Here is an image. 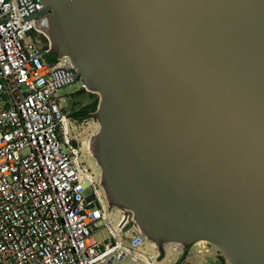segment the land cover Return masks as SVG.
I'll return each instance as SVG.
<instances>
[{
    "label": "water",
    "instance_id": "obj_1",
    "mask_svg": "<svg viewBox=\"0 0 264 264\" xmlns=\"http://www.w3.org/2000/svg\"><path fill=\"white\" fill-rule=\"evenodd\" d=\"M40 1L17 4L72 64L58 90L100 98L109 204L161 251L205 241L264 264V0Z\"/></svg>",
    "mask_w": 264,
    "mask_h": 264
},
{
    "label": "built area",
    "instance_id": "obj_2",
    "mask_svg": "<svg viewBox=\"0 0 264 264\" xmlns=\"http://www.w3.org/2000/svg\"><path fill=\"white\" fill-rule=\"evenodd\" d=\"M42 35L17 0H0V264H162L169 251L182 264L191 249L208 252L205 241L166 243L161 251L133 213L112 209L101 172L81 161L83 147L91 155L92 136L81 141L80 132L99 124L63 108L56 72L72 64L49 61Z\"/></svg>",
    "mask_w": 264,
    "mask_h": 264
},
{
    "label": "rangeland",
    "instance_id": "obj_3",
    "mask_svg": "<svg viewBox=\"0 0 264 264\" xmlns=\"http://www.w3.org/2000/svg\"><path fill=\"white\" fill-rule=\"evenodd\" d=\"M39 37H40V39H42L41 36H39ZM81 92H82L81 81L77 82L76 84H74L72 86L66 87L65 89L59 91L60 96L63 98L62 106H63V108L66 109V111L69 114L74 113L76 111V109L79 108V107L78 108H74L73 107V103L70 101L71 96H73V95H75L77 93H81ZM84 95H86V93ZM95 98L96 97H94L93 99L96 100ZM77 100H81V98H79ZM75 126H76V124H75ZM80 133H81V136H80L81 137V141L85 140L88 137V134H86L85 132L84 133L80 132ZM81 161H82V163L84 165H86L90 169H92L97 175L100 173L99 172L100 171L99 167L96 164V160L94 159V157L92 155H90L88 153V151H87V149L85 147H83L81 149ZM112 209L117 211V208H115V207H112ZM119 215L120 214H118V212H115V216L114 217L118 220L119 219ZM106 236H107V233L104 230H100L97 233V239L99 241H103V239H105ZM147 247H148L149 250H151L153 252H156V250L154 249V247L152 246L151 243H148ZM208 248H209V251L208 252H204L201 255L197 254L196 251L191 249L188 259L186 260V262H184L182 264H230V262L226 259L224 254L221 251H219L218 248H216L215 246H213L211 244H209ZM162 264H175V256L173 254H171V252L169 251L166 254V256L163 258Z\"/></svg>",
    "mask_w": 264,
    "mask_h": 264
},
{
    "label": "trees",
    "instance_id": "obj_4",
    "mask_svg": "<svg viewBox=\"0 0 264 264\" xmlns=\"http://www.w3.org/2000/svg\"><path fill=\"white\" fill-rule=\"evenodd\" d=\"M42 37V39H43V43H44V45H45V47H46V49H48V40H47V38L44 36V35H42L41 36ZM47 59L49 60V61H52V62H54V61H57L58 60V58L55 56V55H53V54H51V55H49V56H47ZM85 93H87L86 91H84V90H82V92L81 93H77V94H75V96H77L78 98H81ZM95 101L91 104V105H89V106H85V107H81V105H76V107H81V109H78V110H76L75 112H77L76 114V116H72L71 115V117H73V118H77V117H79L80 118V116L81 117H89V115H91L92 113H94V112H96V110H97V108H98V106H99V102H100V100H99V97L97 96V95H95ZM85 112V113H84Z\"/></svg>",
    "mask_w": 264,
    "mask_h": 264
},
{
    "label": "crops",
    "instance_id": "obj_5",
    "mask_svg": "<svg viewBox=\"0 0 264 264\" xmlns=\"http://www.w3.org/2000/svg\"><path fill=\"white\" fill-rule=\"evenodd\" d=\"M95 94H92V93H86V95H83V97L81 98V100H77V102H80L81 103V107H85V106H89V105H91L95 100L93 99L95 96H94ZM84 102V103H83ZM73 103L75 104L76 103V101H73ZM77 105V104H76ZM79 105V104H78ZM81 107H76V108H78V109H81ZM78 109H76V110H78ZM77 112H74V113H72L71 115L72 116H76L77 114H76ZM91 115H89V117H81L80 116V118L79 117H77V119L79 120V121H87V120H91V121H93V119L90 117ZM76 118V117H75ZM86 132V134H88V135H91V136H93V135H95L97 132H98V127L96 126V125H93V126H91V128H89V130H85Z\"/></svg>",
    "mask_w": 264,
    "mask_h": 264
},
{
    "label": "flooded vegetation",
    "instance_id": "obj_6",
    "mask_svg": "<svg viewBox=\"0 0 264 264\" xmlns=\"http://www.w3.org/2000/svg\"><path fill=\"white\" fill-rule=\"evenodd\" d=\"M83 97V96H82ZM81 97V98H82ZM77 99H79L77 96H75V95H73V96H71V98H70V101L73 103V101H76V103L74 104L73 103V107L74 108H76V104H79V105H81V103L80 102H77ZM79 101V100H78Z\"/></svg>",
    "mask_w": 264,
    "mask_h": 264
}]
</instances>
